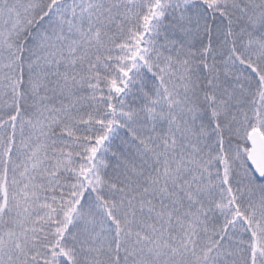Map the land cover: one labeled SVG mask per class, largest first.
I'll use <instances>...</instances> for the list:
<instances>
[{
	"label": "snow or ice",
	"instance_id": "6c2138e0",
	"mask_svg": "<svg viewBox=\"0 0 264 264\" xmlns=\"http://www.w3.org/2000/svg\"><path fill=\"white\" fill-rule=\"evenodd\" d=\"M0 264H264V0H0Z\"/></svg>",
	"mask_w": 264,
	"mask_h": 264
}]
</instances>
